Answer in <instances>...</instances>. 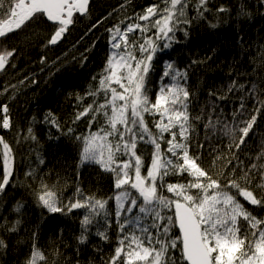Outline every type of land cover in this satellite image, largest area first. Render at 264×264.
Segmentation results:
<instances>
[{
  "label": "snow or ice",
  "instance_id": "6c2138e0",
  "mask_svg": "<svg viewBox=\"0 0 264 264\" xmlns=\"http://www.w3.org/2000/svg\"><path fill=\"white\" fill-rule=\"evenodd\" d=\"M190 2L160 0V3L148 6L142 13L127 17L107 30L110 34L109 56L97 87L86 93L93 98L92 103L78 112L73 121L75 123L91 113V129L97 116L103 117V124L95 131L72 138L80 142L81 164H99L114 177L115 192L108 199L115 202L119 236L107 264H177L171 250L178 245L182 264H264V217L253 215L237 198L242 196L251 206L264 210V183L257 185L260 193L242 186L251 185L255 175L264 182V163H252L245 170L243 162L234 153L231 158L218 153L212 166L220 161L221 168L213 173L202 167L198 155L191 154L190 137L197 122L205 117L203 109L197 115L190 111L195 94L190 91L188 69H180L174 62H165L155 100L149 96V73L153 70L152 62L157 52L169 49L177 42V31L188 35L186 28L192 23L187 14ZM89 4L90 0H0V37L21 31L34 19L43 16L54 25L45 46L57 45L74 24L76 14L89 12ZM207 4L208 0H197L194 9L198 17L209 11ZM218 11L227 9L221 7ZM240 15H247L243 7ZM211 27L218 25L212 24ZM15 54L16 49H0V72L10 65ZM11 66L15 67V64L11 63ZM11 87L15 89L16 86ZM226 89L223 93L210 91L209 96H215L216 100L227 99L228 93L244 91L245 85H238L233 80ZM246 95L254 98L255 106L249 111L245 97H240L231 121L215 115V102L209 106L205 130L227 137L230 151L245 144L257 116L264 111V99H260L255 84ZM99 96H103L102 102L97 101ZM83 99L77 96L78 102ZM0 111L4 113L0 127L10 129L12 122L7 104L0 107ZM146 115L153 117L152 127L146 121ZM44 122L61 131L52 112L45 114ZM27 133V138L37 140L31 127ZM72 133L73 129L69 128L62 134L71 136ZM141 144L151 145L153 149L145 173H142L144 160L138 154ZM162 144L166 145L163 149ZM260 158L258 155L257 160ZM233 159H237L236 164ZM0 161L3 165L2 193L9 186L15 166L13 148L3 136H0ZM40 163H43L42 158ZM228 165L232 167L229 169ZM237 166L241 168L239 175L236 174ZM170 174L191 179L187 183H165L164 178ZM27 175L36 174L30 171ZM164 188L172 194L171 197L162 194ZM35 195L39 205L51 214L87 210L77 238L80 244L87 242L91 227L100 223L99 217L103 216L106 225L110 223L108 201L85 195L79 187L74 198L65 202L58 185L50 186L41 177ZM22 208L23 204L18 203L15 210L19 212ZM241 221L246 223L243 230ZM19 224L20 220H16L8 230L17 231ZM173 229H178L179 234L175 237L172 236ZM97 235L107 239L104 232ZM6 248L7 244L0 239V250ZM25 264H48L46 254L36 243V233H33L32 251Z\"/></svg>",
  "mask_w": 264,
  "mask_h": 264
},
{
  "label": "trees",
  "instance_id": "16d2710c",
  "mask_svg": "<svg viewBox=\"0 0 264 264\" xmlns=\"http://www.w3.org/2000/svg\"><path fill=\"white\" fill-rule=\"evenodd\" d=\"M158 3L160 0H92L89 12L83 16L76 15L74 24L55 46H45L54 25L43 16L34 19L23 30L0 39V49H16L10 65L0 72V107L7 104L12 122L10 129L0 127V136L12 146L15 155L14 175L9 186L0 193V239L7 244L6 249L0 250L1 264H25L23 260L32 251L33 233L38 234V239L45 246L42 250L50 264H77V261L80 264H107L113 256L119 236L114 215L115 202L108 199L115 192L114 177L99 164H81L80 142L72 138L95 131L103 124V117L97 116L91 129V113L75 123L73 121L78 112L92 103L93 98L86 96V93L90 88L97 87L109 56L110 34L107 30ZM196 3L197 0H191L187 10L188 17L192 19L186 28L188 35L185 36L184 31H177V42L171 48L157 52L154 57L153 70L149 73V96L155 100L165 62H174L176 67L188 69L190 91L195 94L190 111L197 115L203 109L205 117L197 122L195 132L190 137L191 154L198 155L202 167L215 173L221 164L216 161L215 167L212 166L214 156L223 153L231 158L234 153L246 170L252 163L260 164L258 161L250 162L256 149L264 153V126L259 125L264 120V111L257 116L245 144L238 150L230 151L228 138L219 133L206 132L204 124L212 102L217 105L215 115L229 121L242 96L245 97L246 108L251 111L255 100L246 93L253 84L259 90L260 99H264V0H208L209 11L203 17L197 16L194 9ZM221 7L227 11L219 12ZM241 7L247 15H240ZM212 24L218 27L212 28ZM181 28L184 26L181 25ZM193 61L196 63L193 64ZM32 73L36 74L33 76ZM233 80L238 85H245V90L228 93L227 99L223 100L209 96L210 91L226 92V86ZM12 85L16 86L15 89ZM5 88L8 91H3ZM77 96L84 97L83 101L78 102ZM102 100L103 96L97 97L98 102ZM49 111L57 118L61 131L44 122V116ZM3 116L4 113L0 111V121ZM145 119L152 127L153 117L146 115ZM29 127L33 129L36 141L27 138ZM69 128L73 129L71 136L62 134L67 133ZM164 147L166 145L162 144V149ZM152 151L151 145L138 146V154L144 160L142 173L146 172L151 162ZM40 158L43 163L38 162ZM236 163L237 159H233V164ZM231 167L228 165L229 169ZM30 171L36 175L28 176ZM236 174H241L239 166L236 167ZM2 175L3 165L0 161V177ZM41 177L50 186L58 185L65 202L74 198L77 187L85 195L107 200L110 223L106 225L103 216L99 217L100 223H94L91 227L87 242L78 243L77 238L82 231L81 220L87 210L74 209L67 214L49 213L39 205L35 195ZM164 179L165 183H187L191 178L170 174ZM26 183L30 185L29 192L22 188ZM261 183L264 182L259 175H255L251 185L242 186L260 193L257 185ZM161 191L165 196H172L166 188ZM237 198L253 215L264 217V210L251 206L242 196ZM18 203L23 204L19 212L15 210ZM16 220H20L18 230L9 231L8 228ZM241 224L243 230L246 223L241 221ZM173 231L179 234L178 229ZM98 232H104L107 239L97 235ZM171 252L177 264H182L179 245Z\"/></svg>",
  "mask_w": 264,
  "mask_h": 264
},
{
  "label": "bare ground",
  "instance_id": "6f19581e",
  "mask_svg": "<svg viewBox=\"0 0 264 264\" xmlns=\"http://www.w3.org/2000/svg\"><path fill=\"white\" fill-rule=\"evenodd\" d=\"M76 15H77V14H76ZM142 23H143V22H142ZM35 74H36V73H32L31 75L34 76ZM2 119H3V117H2ZM259 125H260L261 127H263V126H264V120H261V121L259 122ZM261 154H262V152L260 151V149H256V151L254 152V155H253L252 157H250V162H253V161H258L259 163L263 162V161H264V155H261ZM258 155L261 156V158H260L259 160H257V156H258ZM38 162H40L39 159H38ZM22 188H24L23 190H25V192H29V191L31 190L29 183L24 184V185L22 186ZM46 232L50 233V230H47ZM32 237H33V236H32ZM173 237H175V236H173ZM31 242H32V244H33V239L31 240ZM36 243H37V245H38L41 249L45 247V246L43 245V243L41 242V240L38 239V234H37V236H36ZM23 261H24V263H25L26 259H24ZM0 264H1V263H0ZM48 264H50L49 261H48Z\"/></svg>",
  "mask_w": 264,
  "mask_h": 264
},
{
  "label": "water",
  "instance_id": "95a60500",
  "mask_svg": "<svg viewBox=\"0 0 264 264\" xmlns=\"http://www.w3.org/2000/svg\"><path fill=\"white\" fill-rule=\"evenodd\" d=\"M92 0H90V2H91ZM77 15H79V16H83V15H85V14H83V15H81V14H77ZM45 19H46V17H45ZM47 20V19H46ZM49 22V21H48ZM49 23H51V22H49ZM1 38H3V37H0V39ZM50 46H55V45H50Z\"/></svg>",
  "mask_w": 264,
  "mask_h": 264
},
{
  "label": "rangeland",
  "instance_id": "374dc122",
  "mask_svg": "<svg viewBox=\"0 0 264 264\" xmlns=\"http://www.w3.org/2000/svg\"><path fill=\"white\" fill-rule=\"evenodd\" d=\"M144 23V22H143ZM172 236H176V234L174 233V231H172Z\"/></svg>",
  "mask_w": 264,
  "mask_h": 264
}]
</instances>
